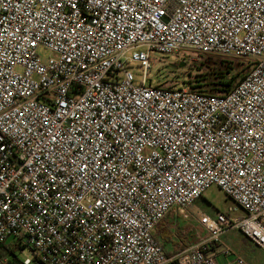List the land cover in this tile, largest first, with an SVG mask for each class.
Segmentation results:
<instances>
[{"label": "built area", "instance_id": "1", "mask_svg": "<svg viewBox=\"0 0 264 264\" xmlns=\"http://www.w3.org/2000/svg\"><path fill=\"white\" fill-rule=\"evenodd\" d=\"M190 50L252 65L225 94L149 81L152 51ZM211 185L234 205L166 254L156 226ZM229 229L264 251V0H0V245L20 264H248Z\"/></svg>", "mask_w": 264, "mask_h": 264}, {"label": "rangeland", "instance_id": "2", "mask_svg": "<svg viewBox=\"0 0 264 264\" xmlns=\"http://www.w3.org/2000/svg\"><path fill=\"white\" fill-rule=\"evenodd\" d=\"M39 53L42 57H46L48 51L44 48H40ZM188 55L189 56L184 57L174 54L162 55L152 51L150 55L151 68L148 71L149 81L152 84H160L167 87H186L185 82L189 76L196 72V64L201 59L202 55L208 54L190 50ZM210 55L241 61L245 65L247 64L246 71L251 67L252 63V59L247 57L221 54ZM131 69L135 74L136 80L139 81L142 74L141 68L136 63H133ZM233 205L234 203L232 200L228 198L221 189L216 185H211L204 191L202 197L198 198L187 207V210H183L179 207L173 208L163 224L159 226L158 233L156 230L154 231L156 233L155 236L157 239L160 237L161 241H159V239L158 241L163 246L164 251L172 252L173 248L181 249L186 247L187 244L194 243L203 236L204 230L197 220L200 212H204L213 217L218 211L226 212L228 207ZM185 212L189 213L188 217L183 216ZM241 214V209L232 212V215ZM163 230L166 232L167 237L161 235ZM222 238L223 241L232 247L248 264H264V251L258 248L239 230L229 229ZM0 255L22 261L26 257H31L32 254L28 248L22 250L16 248L8 252H5L1 248Z\"/></svg>", "mask_w": 264, "mask_h": 264}, {"label": "trees", "instance_id": "3", "mask_svg": "<svg viewBox=\"0 0 264 264\" xmlns=\"http://www.w3.org/2000/svg\"><path fill=\"white\" fill-rule=\"evenodd\" d=\"M246 65L234 59L202 55L196 64V72L186 80V87L206 94H225L247 74L250 68L246 71ZM0 248L5 252L13 249L5 243H2ZM166 254L169 255L168 252ZM15 260H7L6 264H18L17 259Z\"/></svg>", "mask_w": 264, "mask_h": 264}, {"label": "crops", "instance_id": "4", "mask_svg": "<svg viewBox=\"0 0 264 264\" xmlns=\"http://www.w3.org/2000/svg\"><path fill=\"white\" fill-rule=\"evenodd\" d=\"M169 214V213H168ZM168 214L158 223V225L156 226V228H155V230L157 231V233H158V228H159V226L161 225V224H163V222L165 221V219H166V217L168 216ZM155 235H156V233H155ZM161 235L163 236V237H167V234H166V232L163 230L162 232H161ZM157 237H158V235H157ZM158 239H159V241H161V239H160V237H158ZM254 243V242H253ZM255 244V243H254ZM256 245V244H255ZM257 246V245H256ZM258 247V246H257ZM259 248V247H258ZM1 249V248H0ZM182 249V248H181ZM181 249H177V248H173V250H172V252H168L169 254H174L175 253V251H179V250H181ZM166 252V251H165ZM14 259V258H13ZM12 258H7V257H3L2 255H0V264H6V262H7V260H12V262H15L16 260L14 259L13 260ZM17 263L18 264H20V260H18L17 259Z\"/></svg>", "mask_w": 264, "mask_h": 264}]
</instances>
